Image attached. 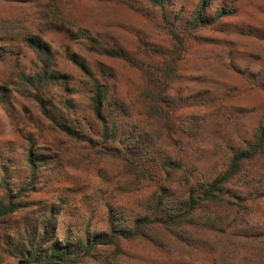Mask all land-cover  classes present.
<instances>
[{"label":"rangeland","instance_id":"374dc122","mask_svg":"<svg viewBox=\"0 0 264 264\" xmlns=\"http://www.w3.org/2000/svg\"><path fill=\"white\" fill-rule=\"evenodd\" d=\"M198 1L171 0L169 20L177 13L187 19ZM209 1V15L220 7L234 14L200 30L199 38H188L179 51L170 92L180 112L169 131L166 123L153 126L141 106L148 75H157L161 60L173 49L159 11L141 0H0V165L8 161L9 177L24 183L30 148L45 163L34 183L32 209L11 219L7 233L38 221L39 213L59 196L69 197L67 209L77 215L71 221L91 222L92 230H101L107 204L119 217L130 219L149 207L153 192L158 196L168 189L178 196L184 185L166 175L133 182L115 159L58 134L28 93L37 92L23 82L24 75H33L41 65L26 38L50 50V71L64 77L70 93L85 78L66 59L67 47L95 74L100 76V69L108 73L113 95L133 115L130 128L140 131L129 147L140 148L139 154L149 152L147 161L153 154L176 155L196 177H212L225 168L234 147L250 139L264 120V0ZM87 34L102 45L123 47L132 63L94 53L83 38ZM59 83L53 79L44 84L52 92L44 97H52L58 106L62 97H69ZM188 133L191 139L182 137ZM232 184L243 196L241 208L217 211L215 224L188 218L181 228L155 227L151 240L99 248L87 264H264V155L245 162ZM9 260L0 253V264Z\"/></svg>","mask_w":264,"mask_h":264},{"label":"trees","instance_id":"16d2710c","mask_svg":"<svg viewBox=\"0 0 264 264\" xmlns=\"http://www.w3.org/2000/svg\"><path fill=\"white\" fill-rule=\"evenodd\" d=\"M141 1L159 11L173 43V49L168 50V55L163 52L166 56L161 60L157 75H148L147 81L150 83L145 86L141 106L147 118L153 121V126L159 122L169 125L177 120L180 112L170 92L171 77L176 71L179 51L184 48L188 38H199L197 34L200 30L233 15L234 10L220 7L214 15H209L210 1L199 0L196 9L187 19L183 20L177 13L170 21L166 8L171 0ZM83 38H86L90 49L99 56L129 63L133 61L121 46L102 45L97 38L88 34ZM25 42L39 54L41 65L33 75H24L23 82L37 92L28 93L39 104L41 116L58 134L71 142L86 146L87 149L96 148L102 155L115 159L125 174L133 178V182L154 180V175H166L170 180L177 178L183 181L184 185L179 187L182 191L178 196L168 193V189H164L158 196L153 192L149 207L130 219L119 217L117 210L107 204L105 226L101 230H92L91 222L85 225L76 223L77 215L66 206L69 197L59 196L55 203L46 205L39 213L41 218L38 221L25 224L20 231L12 230L7 233L11 229V219L27 214L32 209L34 204L30 198L36 192L34 183L40 179L45 168L43 158L35 156L32 147L25 156L26 182L17 183L9 177L8 161L0 165V253L10 259L4 264H87L86 260L99 248H118L121 242L138 239L151 240L155 227L181 228V224L188 218L203 220L208 226L217 222L218 218L214 215L217 211L241 208L243 196L241 192L233 191L232 183L241 173L245 162L264 155V120L253 130L250 139L234 147L220 173L212 177H196L185 169L181 157L168 155L162 158L153 154L147 161L145 158L149 152L139 154L140 148L129 147V142L137 141L136 133L139 134L140 131L130 128L133 115L127 112V103L121 97L113 95L106 79L108 73L104 69H100V76L95 74L84 59L67 47L66 59L85 78L83 86L70 93L67 82L62 81L64 77L50 71V50L35 38H26ZM53 79L58 85L62 82L63 91L69 95L62 97L59 106L52 97H44L52 93L44 84ZM168 125L165 126L171 131L173 127ZM184 136L190 139L193 137L191 133L182 135L183 138ZM168 137L173 140L171 135ZM227 196L236 199L237 203L227 201ZM63 217L70 220L65 221Z\"/></svg>","mask_w":264,"mask_h":264}]
</instances>
